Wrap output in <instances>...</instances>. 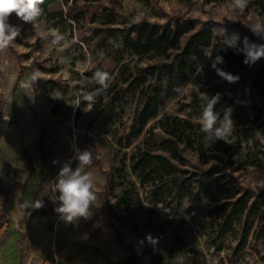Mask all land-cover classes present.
<instances>
[{
	"label": "rangeland",
	"instance_id": "rangeland-1",
	"mask_svg": "<svg viewBox=\"0 0 264 264\" xmlns=\"http://www.w3.org/2000/svg\"><path fill=\"white\" fill-rule=\"evenodd\" d=\"M229 4L230 0L212 4L204 0H100L86 9L85 16L73 22L65 34H59L40 16L32 23L22 22L15 14L9 17V23L20 26L21 32L10 47L0 52L1 108L4 118L15 121L10 127L0 122V227L18 234L22 264H123L122 260L131 253L137 254L142 264H170L174 257L169 254L174 232L187 240V247L178 254L183 264H264L251 249L228 261L225 251L219 253L206 246L200 217L186 214V205L176 212L164 208L152 199L146 187L139 189L142 204L152 208L156 213L155 222L165 223L168 230L159 233L156 229H144L140 221V229L133 233L129 227L116 223L118 214L109 209L104 197L107 175L118 165V158L124 152L130 154L139 143L127 150L123 148L137 97L129 94L123 109L118 108L110 122L98 117L91 109L92 104L87 106L89 111L84 110V101L78 107L73 106L82 91L96 87L88 84L86 78L96 70H103L102 56H92L87 40L91 33L103 27L109 12L118 13L116 27L126 31L143 21L174 24L193 20L198 26L207 24L221 40L222 28L229 35L238 34L241 45L245 37L251 43L264 44V40L245 26L250 21L264 22V0H249L243 12L231 11ZM104 8L108 9L104 11ZM57 33L63 38L53 44ZM104 46L105 43H100V47ZM96 49L95 44L93 51ZM206 55L209 56V51L205 52L200 70L189 79L184 93L168 105V113L188 114L191 109L186 106L193 93H204ZM133 64L144 66L147 60L135 58ZM261 65L264 58L257 62V66ZM19 71L26 75L13 93ZM37 71L40 78L55 80L64 89L50 91L44 81L35 87L32 77ZM157 121L149 126H157ZM255 129L264 147V126H255ZM232 134H236L235 129ZM85 149L93 153V164L86 171L93 174L98 200L89 218L66 222L56 211L59 202L54 199L59 193L52 191V184L63 163L70 161L75 168L78 164L75 152ZM186 157V168L191 172H202L213 165H205L195 154L187 153ZM33 169L35 175L21 202L23 185ZM228 171L243 191H250L254 200L264 201V171L251 166L241 172ZM41 197L42 208H28ZM110 202H114L112 196ZM146 234L159 238L155 247L144 239Z\"/></svg>",
	"mask_w": 264,
	"mask_h": 264
},
{
	"label": "trees",
	"instance_id": "trees-1",
	"mask_svg": "<svg viewBox=\"0 0 264 264\" xmlns=\"http://www.w3.org/2000/svg\"><path fill=\"white\" fill-rule=\"evenodd\" d=\"M204 1L212 4L226 0ZM98 3L100 0H44L40 19L51 23L59 34H65L73 22L85 16L86 9ZM118 18L115 11L106 14L103 27L91 33L87 40L92 56H102V71L113 78L109 87L96 95L93 112L110 122L117 109H123L129 94L137 97L123 148L127 150L139 143L130 154L124 152L118 158V165L107 175L104 197L109 209L118 214L115 222L129 227L133 233L140 229V221L144 229H156L159 233L168 230L165 223L155 222L154 210L142 204L139 189L146 187L152 199L164 208L176 212L186 205V214L200 217L206 246L219 253L225 251L228 261L251 249L264 262V201L254 200L250 191H243L228 171L241 172L250 166L264 171V147L255 129L264 126V65L256 63L249 67L243 63L242 53L220 50L222 40L207 24L198 26L193 20L174 24L143 21L126 31L116 27ZM100 43L105 46L100 47ZM95 44L97 49L93 51ZM206 51L212 59L222 56L223 63L217 67L239 77L234 83L222 80L211 67L212 59L207 58L203 69L204 93L209 97L219 96L214 111L221 117L226 108H231L236 130L228 143L218 140L210 147L205 146L198 122L204 103L200 94L193 93L186 106L191 109L188 114L181 116L166 111L184 93L189 79L202 65ZM135 58H144L147 64H133ZM25 75L18 72L13 93ZM41 81L50 91L64 89L59 82L40 77L34 86ZM98 87L85 91H95ZM1 107L0 101V122L10 127L15 121L4 118ZM156 120L157 126H149ZM38 147L42 148V141ZM187 153L195 154L205 165H213L202 172H191L186 168ZM34 175L35 169L25 180L21 202ZM111 196L114 202H110ZM112 227L117 229L116 224ZM187 245L185 236L174 232L169 254L178 255ZM122 263L142 264L135 253Z\"/></svg>",
	"mask_w": 264,
	"mask_h": 264
},
{
	"label": "clouds",
	"instance_id": "clouds-1",
	"mask_svg": "<svg viewBox=\"0 0 264 264\" xmlns=\"http://www.w3.org/2000/svg\"><path fill=\"white\" fill-rule=\"evenodd\" d=\"M43 3L44 0H0V52L10 47L21 32L20 26L9 23V17L15 14L22 22L32 23L40 16L42 11L40 6ZM248 3L249 0H230L229 8L233 12H243ZM245 26L258 38L264 40V22L250 21ZM220 34L222 36V47L220 50L227 51L228 49H233L238 54L242 53L245 65L251 67L264 58V44L251 43L245 37L241 45L238 34L233 33L229 35L222 28L220 29ZM62 38L57 33L52 43L55 44ZM207 57L212 59L210 56ZM221 63H223V57L220 55H216L212 59L211 67L215 70L216 74L222 80H226L229 83L238 81V76L217 67ZM39 77L40 73L37 71L33 74L32 80L35 82ZM110 79L111 77L106 71L96 70L91 77L86 78V81L88 84H95L99 87L91 92L82 91L73 106L78 107L81 101H84L86 102L84 110L89 111L87 110V106L94 104L96 95L109 87ZM200 99L204 103L198 122L200 124V131L204 136L205 146L210 147L218 140L228 143L234 129V122L231 119V108H226L223 117H221L219 112L214 111V106L219 99L218 95L209 97L207 93L201 92ZM74 158L78 161L77 166L73 168L70 161L64 162L60 168L56 182L52 184V191L59 193L54 199L59 202L56 211L62 215V218L66 222H73L80 217L89 218L91 208L96 206L98 200L97 193L94 190L93 174L90 171H86V168L93 164V153L88 149L83 151L77 150ZM53 163H58V161H53ZM43 206L44 201L41 197L40 199H36L31 205H28V208L40 209ZM144 239L153 247L159 241V238H154L151 234H146ZM143 242L140 241L141 244ZM170 264H183V262L180 256L176 255L171 258Z\"/></svg>",
	"mask_w": 264,
	"mask_h": 264
},
{
	"label": "crops",
	"instance_id": "crops-1",
	"mask_svg": "<svg viewBox=\"0 0 264 264\" xmlns=\"http://www.w3.org/2000/svg\"><path fill=\"white\" fill-rule=\"evenodd\" d=\"M0 264H22L18 234L7 227H0Z\"/></svg>",
	"mask_w": 264,
	"mask_h": 264
}]
</instances>
